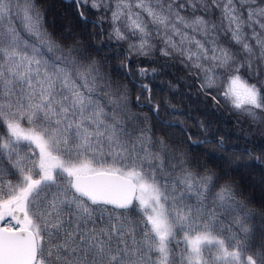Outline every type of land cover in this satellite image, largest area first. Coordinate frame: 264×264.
Returning a JSON list of instances; mask_svg holds the SVG:
<instances>
[{"label": "snow or ice", "instance_id": "obj_1", "mask_svg": "<svg viewBox=\"0 0 264 264\" xmlns=\"http://www.w3.org/2000/svg\"><path fill=\"white\" fill-rule=\"evenodd\" d=\"M73 2L85 23L81 7L107 21L124 59L179 64L214 105L264 127V0ZM42 19L34 0H0V264H264V202L250 207L211 153L174 147L179 125L160 119L147 84L136 107L159 127ZM92 23L86 39L103 38ZM211 143L225 148L199 142Z\"/></svg>", "mask_w": 264, "mask_h": 264}, {"label": "trees", "instance_id": "obj_2", "mask_svg": "<svg viewBox=\"0 0 264 264\" xmlns=\"http://www.w3.org/2000/svg\"><path fill=\"white\" fill-rule=\"evenodd\" d=\"M38 11L42 15V22L49 33H52L58 40L67 38L70 34L80 42L82 52L98 61L101 65H106L104 71L112 80L120 85L127 86L130 94L131 110L142 116L146 115L156 127H159L155 118L147 108L136 107V97L139 96V104L147 103L146 93L139 84H147L151 89V96L154 101L160 104V119L170 121L174 127L167 129L171 136L174 147L182 148L189 153L191 158L201 162H208L212 159L208 153L216 157L213 164L221 165L230 175L241 185L250 207L259 209L264 202V141H255L244 133L239 132L231 120L217 112L209 106L198 94H194L184 83L178 81L175 75L168 70L159 74H148L145 77L137 75L138 67H146L147 62L135 60L130 62V58L124 59V49L115 47L114 41L107 38L108 24L98 19L96 12L88 7H81L87 23L82 21L78 15L77 6L73 0H34ZM55 4L62 8L58 12ZM51 12L56 13L58 19ZM103 23L105 35L103 38L86 39L91 34L96 37L100 28L92 22ZM71 43L72 41H68ZM126 71L122 65L127 66ZM130 77V78H129ZM182 84V85H181ZM168 105L167 107L165 105ZM177 112L178 115L172 116L170 112ZM203 124L201 129L198 125ZM192 134V142H188L185 132ZM202 132L204 134H202ZM222 138L225 148H220L218 144H203L199 142L205 139ZM244 149L253 153V157H259V162L249 157ZM237 157V158H235ZM239 158V159H238ZM235 160V164L226 165L224 161ZM249 181L248 184L245 182ZM264 223L262 220H255V225Z\"/></svg>", "mask_w": 264, "mask_h": 264}, {"label": "rangeland", "instance_id": "obj_3", "mask_svg": "<svg viewBox=\"0 0 264 264\" xmlns=\"http://www.w3.org/2000/svg\"><path fill=\"white\" fill-rule=\"evenodd\" d=\"M55 8H56V10H58V12H61L63 7L61 8L59 5L55 4ZM58 12H56V13H58ZM56 13L51 12L50 15H53V18L55 16L58 19L59 16L57 17ZM96 15L99 17V13H96ZM59 21H60V17H59ZM102 22L107 23L106 20L102 21ZM125 47H126V45H125ZM135 60H139V61L141 60L143 62H146L142 58H137L135 56L130 57L131 63H133V61H135ZM163 63H164V61L162 60V58H155L151 62V64H149L148 62L145 64H147L146 68H148V70H150V73L154 74V75L159 74L162 71L168 70L170 72V74L175 75V77L178 81L184 83L183 85L181 84L182 86H187L189 88V90H191L192 93L200 95V97L205 101V103L207 105L212 106L220 114L227 116L231 120V122L236 126V129L239 132L244 133L249 138H251L255 141H264V127H261L258 124L247 123L244 121L243 118L238 119L236 114L232 110H230V108L227 105L223 104V102H221L220 104L214 105L209 97L205 96L204 94H202L198 91V86L193 82V78L188 76L179 64H175L174 66L161 67V64H163ZM169 63L171 64V62H169ZM127 67H128V63H127ZM152 68L156 69L155 73L152 72ZM235 158H237V157H235ZM226 165H228V164H226ZM248 182L249 181H246L245 183L248 184ZM249 184H250V182H249Z\"/></svg>", "mask_w": 264, "mask_h": 264}, {"label": "water", "instance_id": "obj_4", "mask_svg": "<svg viewBox=\"0 0 264 264\" xmlns=\"http://www.w3.org/2000/svg\"><path fill=\"white\" fill-rule=\"evenodd\" d=\"M81 10V9H80Z\"/></svg>", "mask_w": 264, "mask_h": 264}]
</instances>
